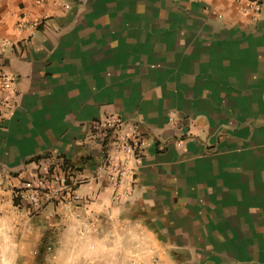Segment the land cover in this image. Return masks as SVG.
<instances>
[{"label":"crops","instance_id":"crops-1","mask_svg":"<svg viewBox=\"0 0 264 264\" xmlns=\"http://www.w3.org/2000/svg\"><path fill=\"white\" fill-rule=\"evenodd\" d=\"M248 1L0 0V69L16 76L2 242L25 252L14 191L54 151L83 179L69 208L33 220L49 264H264V0L257 21ZM46 13L33 37L17 29ZM110 114L147 141L118 187L92 137Z\"/></svg>","mask_w":264,"mask_h":264},{"label":"built area","instance_id":"built-area-1","mask_svg":"<svg viewBox=\"0 0 264 264\" xmlns=\"http://www.w3.org/2000/svg\"><path fill=\"white\" fill-rule=\"evenodd\" d=\"M46 0H35L39 5ZM241 11L250 14L257 21L263 12L262 0H249L241 5ZM49 13L38 17H24L17 29L33 37L43 25H46ZM15 76L6 69H0V127L12 101L15 90ZM93 138L100 145L102 163L99 171L107 175L113 185L118 187L127 173L130 159L139 157L146 147V139L140 133L139 125L127 129L126 121L118 114H110L93 122ZM34 167L23 176L14 191L15 205L27 214L46 211L55 216L60 210L69 208L73 201L79 199L77 186L83 177L78 173L80 165L54 151L38 155Z\"/></svg>","mask_w":264,"mask_h":264},{"label":"rangeland","instance_id":"rangeland-1","mask_svg":"<svg viewBox=\"0 0 264 264\" xmlns=\"http://www.w3.org/2000/svg\"><path fill=\"white\" fill-rule=\"evenodd\" d=\"M15 80H16V76H15ZM22 212L24 214V218L28 220L24 229L25 243L23 247L25 248V252L23 254L16 253L15 250L17 249L14 250L13 245L8 243V240L5 238L3 239L4 240L3 242L2 239L0 238V246L10 249V251L6 253V256L8 258H12L14 254L13 264H49V259L46 257H48L49 254L52 253L54 249H52L53 246L52 243H48V241L46 240L47 230L39 229L33 223V220L37 218L36 213L27 214L23 210ZM41 213L42 212H39L38 214ZM46 213H47L46 219L55 217L57 215L59 216V213H56L55 216H50L48 212ZM38 234L41 237V239H38ZM1 236H4V234Z\"/></svg>","mask_w":264,"mask_h":264},{"label":"clouds","instance_id":"clouds-1","mask_svg":"<svg viewBox=\"0 0 264 264\" xmlns=\"http://www.w3.org/2000/svg\"><path fill=\"white\" fill-rule=\"evenodd\" d=\"M105 203L107 204L108 202L105 201ZM9 251L10 249L0 246V264H13L14 254L12 258H8L6 256V253H8ZM67 264H73V258H69V260L67 261Z\"/></svg>","mask_w":264,"mask_h":264},{"label":"bare ground","instance_id":"bare-ground-1","mask_svg":"<svg viewBox=\"0 0 264 264\" xmlns=\"http://www.w3.org/2000/svg\"><path fill=\"white\" fill-rule=\"evenodd\" d=\"M241 238V237H240ZM230 252V251H229Z\"/></svg>","mask_w":264,"mask_h":264}]
</instances>
